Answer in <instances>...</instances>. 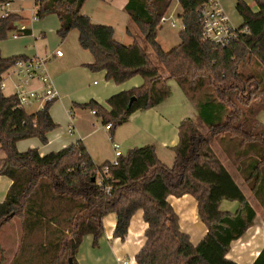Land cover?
<instances>
[{"label": "trees", "instance_id": "1", "mask_svg": "<svg viewBox=\"0 0 264 264\" xmlns=\"http://www.w3.org/2000/svg\"><path fill=\"white\" fill-rule=\"evenodd\" d=\"M18 0H0L1 4ZM87 0H43L37 17L58 16L62 38L79 32L80 46L94 61L87 67L106 71L108 81L123 84L141 76L144 84L112 96L107 105H78L114 130L138 111L157 107L171 97L160 67L175 79L193 102L200 122L208 127L229 162L264 209V0L257 11L238 0L243 19L237 42L223 49L202 40L200 11L211 0H128L126 13L136 24L157 62L135 41L125 45L113 27L99 25L82 12ZM177 1L184 28L180 43L166 52L157 37L161 19ZM17 14L0 16V42L18 29ZM25 34H30L26 30ZM24 57L4 58L0 50V175L12 180L0 204V232L12 220L22 227L20 244L8 264H78L83 239L93 236L97 247L104 218L116 214L114 236L124 240L133 216L144 213L148 225L137 264H238L227 256L233 242L254 225L256 210L215 153L210 137L191 118L179 125V143L171 166L162 162L153 145L137 147L118 158L117 165H96L82 140L59 152L41 156L38 149L20 152V141L38 138L43 145L57 130L50 114L53 103L35 113L18 108L15 96L3 94L4 75ZM133 98H136L132 103ZM110 166L109 175L102 169ZM190 195L208 232L197 245L182 231L169 197ZM223 201L238 202L236 213L221 210ZM1 251L5 253L4 249ZM253 264H264V249Z\"/></svg>", "mask_w": 264, "mask_h": 264}, {"label": "crops", "instance_id": "2", "mask_svg": "<svg viewBox=\"0 0 264 264\" xmlns=\"http://www.w3.org/2000/svg\"><path fill=\"white\" fill-rule=\"evenodd\" d=\"M218 1L232 25L236 29L241 28L243 26L242 17L239 22L241 24L236 25L229 12L231 7L227 5L226 1H224V4L221 0ZM15 3L16 2L11 3L9 6L5 7V9L11 14H17L22 18L16 31L19 30L20 26L24 25L27 27V31H30V34L24 33L17 39L12 37L13 41H10V43H6L7 39L0 42L2 56L8 59L14 57H24V59H26L39 56L47 58V63L53 57L57 64L62 67L69 63L73 64L74 67L72 68V71H62L56 79H53L48 67L47 71L53 80L56 91L58 92V102L62 104L64 108H67L68 112H71V116L73 114L72 119L76 118L77 122L71 120V125L63 130L61 127L63 125V119L57 117L55 109L59 103L55 101L50 109V114L53 121L59 125L60 128L48 135V144L43 145L38 138H31L20 141L17 144L18 150L20 152H26L29 149H38L41 156H44L51 152H59L67 146L82 140L96 165H103L106 162H115L119 158L116 156L118 150L121 152V155H126L127 152L133 148L153 145L159 159L165 164L171 166L175 158L174 148L179 143L178 128L180 123L187 118L193 120L196 118L200 122L195 104L188 99L182 88L179 86V91L175 92V98L172 91L171 97L157 107L146 111L135 112L125 124L114 130H103L100 123L95 121L98 117L92 113V110L82 109L78 107V105L95 101L107 110H110L107 101L112 96L141 87L144 84V79L135 76L123 84H115L113 81H108L106 78V71L95 72L87 67V65L93 63L94 57L89 51L84 50L80 46V43L79 46L84 52L86 51V53L76 51L73 52L71 57L66 58V54L60 46L57 48L49 46L48 38L45 34L48 30L50 32L57 30L58 33L61 27L58 16L55 14L48 15L56 16L58 21L53 20V17L49 18L46 16L44 19L47 20L39 27H37V23H35L36 20L31 19L32 23L28 26L27 22L29 19L24 15L23 4L17 7L15 6ZM86 3L87 1L85 4ZM127 3L128 0H100L99 10L102 12V6L110 4V11H105L103 14L98 15L94 12L90 14L85 10L82 11L83 14L89 16L94 23L113 27L116 33H118L117 30L120 25L127 27V37L125 39L119 38L123 44L129 46L136 40L141 44L145 40L144 36L141 34V31L139 32L138 26L133 23L129 15L126 13L125 7ZM84 6L82 9H84ZM251 6L254 8V4ZM175 9L176 8H173L172 6V10ZM39 30L43 32L45 31L42 33L44 37L46 36L45 39L39 40L38 38L41 37L37 38L35 36L34 31ZM73 31L69 34H74L72 33ZM77 36L79 42L78 31ZM65 40L63 44L66 42ZM58 50L63 52L62 57L55 55ZM167 79L172 78L164 77L166 83ZM19 81L20 79L14 74L13 68L5 73L3 81L5 88L3 89V94L7 97L13 96L14 87ZM31 88L42 90L43 85L36 82L31 85ZM37 105L38 107L34 108L31 113L40 110L39 104ZM76 110H79L78 115ZM99 120L101 119L99 118ZM201 125L208 130L206 125L202 123ZM70 126L73 127V134L68 133V128ZM101 132H103L102 134L104 135V139L102 140L96 138ZM114 144L119 145L118 150L114 148ZM218 146L223 156H221V158L218 155L217 156L226 166V160L228 158L221 149L219 143ZM3 157L4 154L0 152V161ZM11 185L12 180L10 178L0 175V204L5 201ZM168 200L179 215L182 231L190 236L193 244H199L206 236L208 229L199 217L197 201L190 195H185L181 198L170 196ZM250 204L253 207L252 202H250ZM238 208V202L223 201L221 205V210L224 212L236 213ZM256 213L257 217L254 225L248 229L243 237L232 243L230 252L227 256L230 260L235 261L238 264H253L260 252L264 249V217H262L258 211H256ZM116 224V214L111 213L104 218V234L97 247L93 245V236L88 235L83 239L76 257L78 264H137L136 256L145 244V232L148 228V225L144 221V213L138 211L133 216L128 235L124 240L114 236ZM21 237L22 228L21 231L17 233L16 237L9 238L12 240L10 245L15 243V247L18 248ZM5 248L6 247L2 245V249L6 252ZM7 251H9V249H7ZM13 256L14 254H10V256L6 258H4V256L0 262L8 264Z\"/></svg>", "mask_w": 264, "mask_h": 264}, {"label": "rangeland", "instance_id": "3", "mask_svg": "<svg viewBox=\"0 0 264 264\" xmlns=\"http://www.w3.org/2000/svg\"><path fill=\"white\" fill-rule=\"evenodd\" d=\"M99 1L100 0H87V3L85 4L84 9H82V10L83 11L85 10L90 14L94 12L97 15L103 14V12H105V11H110V4H107L106 6H102L103 10L101 12L99 10ZM221 1L223 4H224V1H226L227 5H229L231 7V9H229V12L231 14V18H232L233 22L236 25L241 24V23H239L241 20V16L239 15V13L237 12V9H236V3L238 0H221ZM245 1L249 4V6L254 4V8L252 6L251 7L253 10H257V6L255 5V0H245ZM15 2H16L15 6H17V7L19 5L23 4L24 15L27 16V18L29 19L27 22V25L29 26V24L32 23L31 19L33 20V17L36 15L35 4H34L35 0H18ZM255 7H256V9H255ZM173 8H176L175 9L176 14H177V16H179V14L181 13V8H180L179 4L177 3V1H175L173 3ZM227 13H228V10H227ZM94 16H96V15H94ZM48 17L49 18L53 17V20L58 21V18H56V16L55 17L54 16H48ZM46 20L47 19H44V18L43 19L38 18V20H36L35 23H37V27H39V26L43 25ZM29 28H31V27H29ZM182 29H183V27L181 26V24H178L176 27H171L170 24L163 25L162 29L159 30L157 40L161 44V46L163 47L164 51L169 52L180 43V32L182 31ZM117 31H118V33H117L118 38H124L125 39L127 37V27L120 25V27H118ZM34 32H35V36L37 38L41 37V38H38L39 40L45 39L47 36L49 46H51L53 48H57L60 46L62 48L63 52L66 54V58L71 57L73 52H76V51H80V53H86V51L84 52V50H82L81 47L79 46L77 31H73L72 33H74V34H68L66 38H62L57 33V30L53 31V32H50L49 30L46 31L45 37H44V35H42V33H44L45 31L43 32V31L39 30V31H34ZM139 32H140V30H139ZM13 34L14 33L10 34V37L7 39L6 43H10V41H13V38H12ZM72 37H73V39H72ZM65 39H67V40H65ZM64 40L66 42L63 44ZM141 44L143 47L146 48V50H147L148 54L150 55V57L152 58V60L155 61L156 63H158L157 57H156V54H155L153 48H151V46L149 44H147V42L145 40ZM87 53H89V52H87ZM47 67L49 68L53 79H56V77L59 76V74H61L62 71H66V72L72 71L73 70L72 68L74 67V65L69 63L66 66L62 67V66L58 65L57 62L52 57V59L50 61H48ZM160 71L162 72L164 77H168L167 74L162 69V67H160ZM138 77H141V76H138ZM167 84L171 87V90L173 91L174 98H175L176 97L175 92L179 91L178 90L179 85L177 84V82L174 79H167ZM58 101H59V99L56 102H58ZM37 107H38L37 104L32 106V107H29V108H27V112L31 113L33 111V109L37 108ZM55 109H56L57 117L63 119V125L61 126L63 130L66 129L69 125H71L70 124L71 120L73 122H76V118L72 119L73 114L71 116V112H68L67 108H64L62 106V104H60V103L57 104ZM76 113L78 115L79 110H76ZM258 119L260 122H262L264 124V112H261L259 114ZM194 120L198 124V126L200 127L201 131H203V133L207 137H210L211 145H212L214 151L221 158V156H223V155L219 149L217 140L210 136L209 131L205 127H202L201 123L196 118H194ZM95 121L97 123H100V126H102L103 130L106 129L105 124H103L102 121L99 120V117L96 118ZM102 133L103 132L99 133L96 138H99L101 140L104 139V135ZM226 167H227L228 171L231 173V175L234 176L233 178L235 179V181L239 185V187L242 189L244 194L247 196V198H249V200H250L249 202H252L254 209L256 211H258L262 217H264V209L258 203V201L253 196V194L251 193L248 186L244 183L243 179L240 177V175L238 174V172L235 170V168L233 167L231 162H229L228 159L226 160ZM21 228L22 227H21L20 221L18 219H15V220H12L10 223L6 224L3 227V229L1 230V232H0V260H2V258L4 256H5L4 258H6V257H9L10 254L16 253L17 247H15V243H12L13 245H10V242H12V240H10L9 238L10 237H16L17 233H19L21 231ZM2 245L4 247H6L5 249H6L7 253L6 252L4 253L1 251ZM7 249H9V251H7ZM0 264H4V263L0 262Z\"/></svg>", "mask_w": 264, "mask_h": 264}, {"label": "built area", "instance_id": "4", "mask_svg": "<svg viewBox=\"0 0 264 264\" xmlns=\"http://www.w3.org/2000/svg\"><path fill=\"white\" fill-rule=\"evenodd\" d=\"M43 0H35V11L36 15L33 17L34 20H38L37 11L39 4ZM11 3L0 5V16L2 18L9 17L10 12L5 9ZM200 19L202 24V40L209 42L219 48H227L233 43L237 42L241 33H247L248 30L236 29L230 22L224 9L220 6L218 0H211L209 3L204 5L200 11ZM163 25L170 24L171 27H176L178 24L184 28L182 20L177 16L176 10H171L169 14L161 19ZM27 30L26 26H21L18 31L13 34V38L17 39ZM56 56L62 57L63 52L58 50L55 53ZM14 74L20 79L14 87L13 96L18 100V108L27 109L36 104H39L40 109H43L47 103H54L58 100L59 95L56 91L53 80L47 71V58L34 56L26 59H20L16 62L13 67ZM41 83L43 89H32L33 83ZM5 85L2 84V89ZM95 115L96 112L92 111ZM112 124L105 126L107 130H110ZM68 133L73 134V127L68 128ZM116 150L119 149V145L114 144ZM116 156L120 157L121 152L118 150ZM118 159L113 162V165H117ZM102 174L109 175L110 166H105L102 169Z\"/></svg>", "mask_w": 264, "mask_h": 264}, {"label": "water", "instance_id": "5", "mask_svg": "<svg viewBox=\"0 0 264 264\" xmlns=\"http://www.w3.org/2000/svg\"><path fill=\"white\" fill-rule=\"evenodd\" d=\"M135 99H136V98H133V99L131 100L130 105H129L130 107H131L132 103L135 101Z\"/></svg>", "mask_w": 264, "mask_h": 264}]
</instances>
